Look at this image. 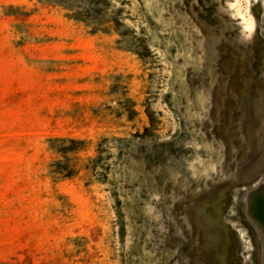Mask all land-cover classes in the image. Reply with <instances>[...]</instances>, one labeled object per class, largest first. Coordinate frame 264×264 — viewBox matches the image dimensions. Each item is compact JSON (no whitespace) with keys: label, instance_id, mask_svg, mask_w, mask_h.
I'll use <instances>...</instances> for the list:
<instances>
[{"label":"rangeland","instance_id":"obj_1","mask_svg":"<svg viewBox=\"0 0 264 264\" xmlns=\"http://www.w3.org/2000/svg\"><path fill=\"white\" fill-rule=\"evenodd\" d=\"M263 186L264 0H0V264H262Z\"/></svg>","mask_w":264,"mask_h":264},{"label":"bare ground","instance_id":"obj_2","mask_svg":"<svg viewBox=\"0 0 264 264\" xmlns=\"http://www.w3.org/2000/svg\"><path fill=\"white\" fill-rule=\"evenodd\" d=\"M264 187V186H263ZM262 187V188H263ZM260 190V189H259ZM262 191V189L259 191V192H261ZM257 192V191H256ZM264 192V191H263ZM257 194V193H256ZM253 195V194H252ZM255 196V195H254ZM250 200V199H249ZM254 201V200H253ZM262 202H264V194H258V197L255 199V201L252 203V210L255 208L254 207V205L256 204V203H262ZM263 205V204H262ZM254 207V208H253ZM258 209V208H257ZM257 211V210H256ZM255 212V211H254ZM263 226V228H264V224H262L261 225V227ZM263 251H264V249H263ZM262 264H264V253H263V263Z\"/></svg>","mask_w":264,"mask_h":264}]
</instances>
